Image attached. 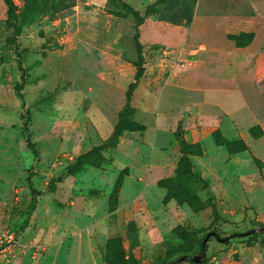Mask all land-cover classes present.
Masks as SVG:
<instances>
[{
  "label": "rangeland",
  "instance_id": "rangeland-1",
  "mask_svg": "<svg viewBox=\"0 0 264 264\" xmlns=\"http://www.w3.org/2000/svg\"><path fill=\"white\" fill-rule=\"evenodd\" d=\"M214 204L264 224V0H0V264L194 255ZM206 257L264 264V232Z\"/></svg>",
  "mask_w": 264,
  "mask_h": 264
},
{
  "label": "trees",
  "instance_id": "trees-1",
  "mask_svg": "<svg viewBox=\"0 0 264 264\" xmlns=\"http://www.w3.org/2000/svg\"><path fill=\"white\" fill-rule=\"evenodd\" d=\"M135 13V15H138L139 16V14H138V12H134ZM11 26L13 27V29H14V33L16 34V35H19V33H20V28H19V26L16 24V22L14 21V22H11ZM137 49H138V60L136 61V74H135V78H134V81L133 82H131L130 83V85H129V88H128V96H130L132 93H133V91L135 90V88L137 87V85H138V83H139V81L141 80V78L144 76V74H145V66H144V55H143V50H142V45L140 44V42H137ZM22 69H23V67H22ZM21 90H22V85H18L17 86V92H18V94H21ZM28 145H29V147L32 149V151L37 155V153H38V150H37V147H36V145H35V143L34 142H32L30 139H28ZM83 163H85V157H81V158H78V159H76L71 165H69L68 166V169H67V173H72V172H74L80 165H82ZM32 189V191L34 192V193H36L37 192V190L34 188V187H32L31 188ZM35 206V201H34V203L32 204V207H34ZM213 210H214V214H215V219H214V226L212 227V228H209V229H206V230H204L203 232H202V235L201 236H198L197 238H196V240H195V243H194V245H193V250H194V254H196V253H198L200 250H201V245H202V241H203V239H204V237H205V235L208 233V232H210V231H217L218 232V234L221 236V237H226V236H228V235H231V234H233V233H235V232H231L230 234H224V230H223V217L219 214V212H218V209H217V207H216V205L214 204L213 205ZM258 225H264V224H258ZM212 237H214L215 239H218L216 236H212ZM211 237V238H212ZM211 238L209 239V240H211ZM208 240V241H209ZM224 243H228V240H226V241H224ZM208 247V242H207V244H206V248ZM183 254H190V253H188L187 251L186 252H184ZM183 254H179L177 257H175V258H166V259H164L162 262H160L159 264H165V263H167L168 261H171V260H173V259H176V258H178L179 256H181V255H183ZM191 255V254H190ZM208 261V258L207 257H204L203 259H202V261L200 262V263H195V262H193V261H191V260H187V261H183V262H181V263H178V264H205L206 262Z\"/></svg>",
  "mask_w": 264,
  "mask_h": 264
},
{
  "label": "water",
  "instance_id": "water-1",
  "mask_svg": "<svg viewBox=\"0 0 264 264\" xmlns=\"http://www.w3.org/2000/svg\"><path fill=\"white\" fill-rule=\"evenodd\" d=\"M259 232H264V225L260 226V227H254L251 228L249 230H246L244 232H238V233H233L231 235H228L226 237H221L217 231H210L208 232L203 241H202V245H201V250L194 254V255H190V254H183L181 256H179L176 259H173L171 261H168L165 264H178L181 263L183 261H187V260H191L195 263H200L202 261V259L204 257H206V252H207V248H206V244L208 242V240L212 237V236H216L218 238L219 241L224 242L226 240L231 239L232 237L238 236V235H242V236H246V235H250V234H255V233H259Z\"/></svg>",
  "mask_w": 264,
  "mask_h": 264
}]
</instances>
